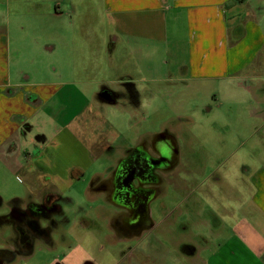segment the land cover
<instances>
[{"label": "crops", "instance_id": "0c3cea01", "mask_svg": "<svg viewBox=\"0 0 264 264\" xmlns=\"http://www.w3.org/2000/svg\"><path fill=\"white\" fill-rule=\"evenodd\" d=\"M82 2L61 0L48 13L58 19ZM104 2L107 17H63L46 24L45 37L25 35L21 24L0 20V169L21 171L28 186L26 198H11L7 213L0 214V251L13 252L2 264H41L31 259L36 244L46 252L57 249L65 238L50 234L59 233L56 221L64 213L55 202L76 201L80 183L88 181L84 196L100 200L96 187L128 153V147L117 150L107 133L134 130L132 109L148 105L151 91L158 97L172 77L170 68L221 84L225 96L237 102L238 146L223 158L235 177L210 170L217 187L203 194L204 209L198 197L181 205L171 193L184 180L167 179L161 185L173 191L158 185L148 219L136 228L127 224L125 206L110 202L116 208L111 210L102 204L98 213L120 240H135L131 254L141 256L142 264L150 262L149 235L155 230L167 239L173 234L180 264H264V0ZM33 26L42 31L40 24ZM23 57L32 58L31 69L22 65ZM45 58L48 65H42ZM44 201L55 206L47 214L53 227L31 234L26 244L22 232L28 229L21 231L15 212ZM153 202L158 220L152 217ZM164 222L168 226L162 228ZM185 233L189 239H183ZM68 254L57 264H70Z\"/></svg>", "mask_w": 264, "mask_h": 264}, {"label": "rangeland", "instance_id": "374dc122", "mask_svg": "<svg viewBox=\"0 0 264 264\" xmlns=\"http://www.w3.org/2000/svg\"><path fill=\"white\" fill-rule=\"evenodd\" d=\"M56 3L63 5L61 0H1L0 20H3L4 24L7 22L21 24L20 30L25 35L35 33V35L45 37L46 24H55L63 17L66 19L107 17L104 0H84L82 2L84 6L80 3L77 10H66V16H59L58 19L48 13V9H53ZM34 24H40L42 31L35 32ZM31 59L23 57L22 65L31 69L33 66H31ZM43 60L42 65L46 62L47 65L50 63L46 58ZM168 76L172 77L166 80L162 87L160 86L158 97L154 99L151 91L148 105L139 109L140 112L144 111L147 118L142 120L138 109L133 108L134 130L130 133H120V136L107 133L105 138L112 141L117 150L128 147L129 152L139 143L144 145L152 134H158L159 131L172 135V142L178 152V160L174 167L167 171L168 176L173 178L172 183L180 181V178L184 181L178 186V190H172L173 192L168 184L161 185V188L163 191L172 192V196L180 199L181 205L193 203L195 197L201 198L202 202L198 205L204 209L206 203L203 201V194L217 187L211 184L210 170L217 168L218 175L223 173L224 178L229 176L234 179L235 177L234 174H228L229 162L226 159L223 161V158L229 149L238 146V104L234 99H228V94L225 96L221 84L215 81L192 80L171 68ZM115 109L119 114L125 112V107L122 106H115ZM146 129L152 133H141ZM102 159L106 160L104 156ZM113 173L114 170L108 173L107 179L103 182L105 186L100 184L96 187V193L102 195L100 200L94 202L83 195V189L88 184V181H84L75 188L76 201L66 203L63 199H59L55 202L64 216L56 221V226H62L59 228V233L50 235L57 241L63 236L65 239L60 240L61 244L51 252L41 250L38 248L39 244H36L35 253L31 259L43 261L41 264H45L46 261L56 258L52 264H57L62 262L60 258L63 254L69 253L70 264H142L141 256L131 254L135 240H120L106 225V217L98 213L104 209L99 205H106L111 210L120 209L124 205L120 198L113 202L109 198L112 191L110 181ZM172 174H174L173 177ZM25 183L26 179L21 171L5 174L0 169V214L7 213L11 198L15 196L23 200L26 198L28 186ZM110 202L115 203L116 208ZM151 207L154 211L152 217L158 220L159 213L155 210V202L151 204ZM169 219H172V216ZM183 224L186 223L183 222ZM41 225L44 226V222ZM161 226L164 228L168 225L164 222ZM170 229L172 232L173 223ZM186 234H182L183 239H189L190 236ZM166 235L159 230L150 233L148 245L150 262L148 264H160L162 260L168 264H180L177 258V247L173 242V234L171 239H167L168 235Z\"/></svg>", "mask_w": 264, "mask_h": 264}, {"label": "flooded vegetation", "instance_id": "af4514ba", "mask_svg": "<svg viewBox=\"0 0 264 264\" xmlns=\"http://www.w3.org/2000/svg\"><path fill=\"white\" fill-rule=\"evenodd\" d=\"M157 133L152 134L144 145H135L123 157L110 181L112 191L109 198L112 202L119 198L123 201L122 207L125 206V210L130 212L127 224H131L133 228L139 227L148 219V204L158 194L157 186L171 178L168 174H162L168 173L178 160L172 135L160 131ZM102 185L105 186L104 183ZM53 207L55 206L51 202L44 201L15 212L21 231L28 229V233L22 232L24 243L30 242L31 234L47 233V228L54 224L53 219L47 217L48 210ZM42 222L45 227L41 225ZM12 254L10 250L0 251V264Z\"/></svg>", "mask_w": 264, "mask_h": 264}]
</instances>
